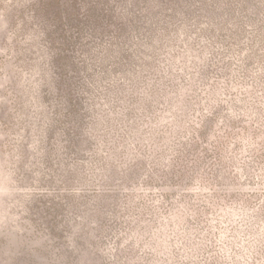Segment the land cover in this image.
<instances>
[{
  "label": "rangeland",
  "instance_id": "rangeland-1",
  "mask_svg": "<svg viewBox=\"0 0 264 264\" xmlns=\"http://www.w3.org/2000/svg\"><path fill=\"white\" fill-rule=\"evenodd\" d=\"M0 264H264V0H0Z\"/></svg>",
  "mask_w": 264,
  "mask_h": 264
}]
</instances>
